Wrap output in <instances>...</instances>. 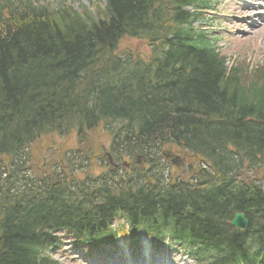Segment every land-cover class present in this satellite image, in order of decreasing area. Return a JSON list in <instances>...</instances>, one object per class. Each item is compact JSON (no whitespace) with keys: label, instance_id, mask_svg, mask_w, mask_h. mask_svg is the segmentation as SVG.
<instances>
[{"label":"trees","instance_id":"16d2710c","mask_svg":"<svg viewBox=\"0 0 264 264\" xmlns=\"http://www.w3.org/2000/svg\"><path fill=\"white\" fill-rule=\"evenodd\" d=\"M102 1L0 0V264H59L64 242L95 254L122 220L133 246L168 234L202 264H264V68L228 67L194 27L210 0ZM126 39L151 53L117 55ZM96 131L128 168L35 174L40 139ZM170 146L200 163L191 181L166 177Z\"/></svg>","mask_w":264,"mask_h":264},{"label":"rangeland","instance_id":"374dc122","mask_svg":"<svg viewBox=\"0 0 264 264\" xmlns=\"http://www.w3.org/2000/svg\"><path fill=\"white\" fill-rule=\"evenodd\" d=\"M39 1L41 5H50L51 7L56 6L59 2H65L79 11L83 6L95 13L93 2L96 0ZM214 1L212 10L202 14L203 16L196 23V27L209 32L210 38L219 37L217 46L222 55L227 58L228 67L244 64L250 70L264 68V19L260 18L264 17V0ZM100 6L102 7V5ZM128 52L133 53L134 56L147 58L151 50L143 41L126 39L121 44L117 55L126 56L129 55ZM106 135L105 132L96 131L85 143H80L75 133L65 138L56 135L43 137L30 150L35 174L43 175V173L54 172L59 166H62L63 169L71 171L75 177L79 176L77 177L79 180H83L88 174L99 176L103 172V167H107L106 164L99 162V158L109 153L110 140ZM166 151H173L175 156L184 159L178 167L163 160L170 168L166 169V177L169 180L191 181L193 171L200 164L197 159L175 146L167 147ZM87 155H90L89 161H82L81 157ZM67 178L71 179V176H67ZM261 180H264V176L261 177ZM55 259L59 264H85L74 260H64L61 257H55ZM144 261L147 264H193L185 256L178 257L175 254L156 256L148 248L143 260L134 262L128 257L126 263L143 264Z\"/></svg>","mask_w":264,"mask_h":264},{"label":"water","instance_id":"95a60500","mask_svg":"<svg viewBox=\"0 0 264 264\" xmlns=\"http://www.w3.org/2000/svg\"><path fill=\"white\" fill-rule=\"evenodd\" d=\"M232 225L237 229H245L247 226V221L244 219L243 215L238 214L235 216Z\"/></svg>","mask_w":264,"mask_h":264}]
</instances>
